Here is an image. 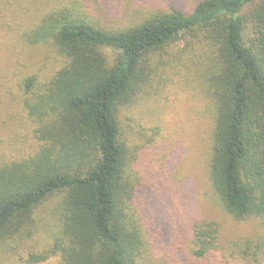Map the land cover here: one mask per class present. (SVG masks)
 Instances as JSON below:
<instances>
[{"label": "trees", "instance_id": "16d2710c", "mask_svg": "<svg viewBox=\"0 0 264 264\" xmlns=\"http://www.w3.org/2000/svg\"><path fill=\"white\" fill-rule=\"evenodd\" d=\"M121 1L0 0V38L13 43V59L0 58L8 109L0 132L11 133L0 137L9 147L0 151V245L32 225L38 206L59 200L58 233L31 262L138 264L143 179L133 174L137 148L122 115L182 59L186 86L208 109L214 196L234 221H264V0H197L188 11L184 0H165L167 10L120 27L109 20ZM17 11L20 21L9 22ZM42 47L60 65L39 82L29 50ZM191 231L189 256L174 248L170 264H201L216 249L213 222L194 221ZM234 248L244 264H264V235Z\"/></svg>", "mask_w": 264, "mask_h": 264}, {"label": "rangeland", "instance_id": "374dc122", "mask_svg": "<svg viewBox=\"0 0 264 264\" xmlns=\"http://www.w3.org/2000/svg\"><path fill=\"white\" fill-rule=\"evenodd\" d=\"M196 1L184 0V10L188 11ZM167 5L165 0H122L119 17L109 22L127 26L139 22L157 7L167 10ZM19 15L18 11L14 13L9 22L18 23ZM12 46V40L0 38L1 59H13ZM181 46L173 45L171 51ZM29 52L33 56L30 71L39 82L48 79L60 65L47 47ZM182 63L184 59L174 70L166 69L159 90L141 98L122 115L128 146L137 148L133 174L138 182L143 179L137 205L142 215L140 224L145 244L138 264H170L165 256L174 248L188 257L193 247L191 224L194 221L213 222L217 227L216 249L198 260L199 263L244 264L235 253L234 245L240 240L264 235V221L257 218L234 221L222 211L214 196L208 176L211 135L208 109L192 86H186ZM0 94H4L3 89ZM7 110L0 106L3 119L8 115ZM10 134L4 130L0 137L9 138ZM0 151L7 152L9 147L0 144ZM58 201L52 198L38 206L32 225L8 246L0 245V264H60L56 256L39 263L30 259L31 254L46 250L53 235L58 233Z\"/></svg>", "mask_w": 264, "mask_h": 264}]
</instances>
